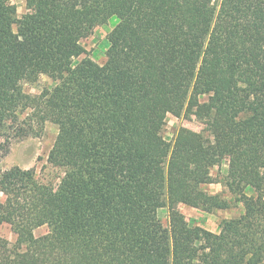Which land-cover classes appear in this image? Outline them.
<instances>
[{"label":"trees","instance_id":"trees-1","mask_svg":"<svg viewBox=\"0 0 264 264\" xmlns=\"http://www.w3.org/2000/svg\"><path fill=\"white\" fill-rule=\"evenodd\" d=\"M27 6L19 18L0 0V160L13 137L50 122L48 159L63 175L55 186L34 168L0 173V223L16 234L0 236V264H264V0ZM114 15L106 61L75 62L87 54L82 39ZM41 74L54 86L26 92ZM187 111L205 131L182 128L168 142V115ZM181 203L244 210L214 232L190 224Z\"/></svg>","mask_w":264,"mask_h":264},{"label":"rangeland","instance_id":"rangeland-1","mask_svg":"<svg viewBox=\"0 0 264 264\" xmlns=\"http://www.w3.org/2000/svg\"><path fill=\"white\" fill-rule=\"evenodd\" d=\"M220 1V0H216ZM8 3L17 6V15L19 18L26 17L30 9L27 6V0H7ZM119 17L114 15L106 25L97 26L94 30L87 34L82 43L87 49V54H83L76 58L75 62L81 60L85 56H90L98 63L106 61V51L108 49L109 31L118 23ZM17 30V26H14ZM54 86V81L46 74H41L36 81H28L24 83L25 91L31 94H38L45 88ZM208 96L203 95L201 101H207ZM205 120L195 114L193 111H187L182 116L176 117L169 114L167 117V125L164 130L166 140L173 143L177 132L182 129H189L197 133L205 131ZM58 133V129L50 122H47L44 130L39 135H29L26 137H13L11 139L10 151L0 160V173L12 166L18 165L23 168H34L37 177L53 185H58L63 175L61 167L51 163L48 159L49 152L53 146L54 140ZM230 165L229 159H225L221 165L212 168L214 176L227 173ZM209 191L216 193L223 189L220 183H212L207 185ZM227 196L232 199L230 193ZM3 194L0 192V199ZM179 209L186 215L188 221L192 225H199L208 230L218 232L220 229V221L224 218H231L239 215L244 210V205L241 203L237 207H232L226 210H218L215 213H208L201 209L179 204ZM158 215L166 227L170 226L169 212L167 207H162L158 210ZM49 228L46 225L35 229V235L41 236L48 232ZM0 236L7 238L11 242L16 240V234L8 223H0Z\"/></svg>","mask_w":264,"mask_h":264}]
</instances>
